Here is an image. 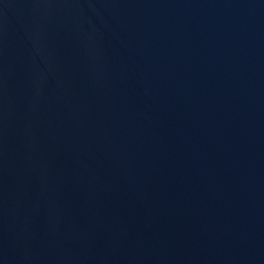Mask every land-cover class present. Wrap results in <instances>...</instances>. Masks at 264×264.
Returning <instances> with one entry per match:
<instances>
[{
  "label": "water",
  "instance_id": "obj_1",
  "mask_svg": "<svg viewBox=\"0 0 264 264\" xmlns=\"http://www.w3.org/2000/svg\"><path fill=\"white\" fill-rule=\"evenodd\" d=\"M0 264H264V0H0Z\"/></svg>",
  "mask_w": 264,
  "mask_h": 264
}]
</instances>
